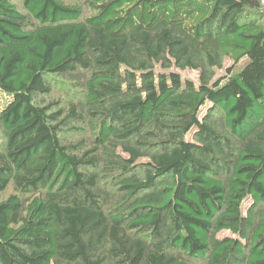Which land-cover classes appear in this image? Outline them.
<instances>
[{"label":"trees","instance_id":"obj_1","mask_svg":"<svg viewBox=\"0 0 264 264\" xmlns=\"http://www.w3.org/2000/svg\"><path fill=\"white\" fill-rule=\"evenodd\" d=\"M86 4L0 0V264H264L262 1Z\"/></svg>","mask_w":264,"mask_h":264},{"label":"rangeland","instance_id":"obj_2","mask_svg":"<svg viewBox=\"0 0 264 264\" xmlns=\"http://www.w3.org/2000/svg\"><path fill=\"white\" fill-rule=\"evenodd\" d=\"M65 2L66 4H71V5H82L84 7V13L85 16H90L93 14V11L88 7L86 4V0H61ZM262 1V12L263 15L261 17V24L264 26V0ZM21 11L24 12V7L21 2L16 3ZM234 67L233 61L231 60H226L224 63V68L222 70L217 71V77L216 78H221L224 75L227 74V69ZM237 69H241V65L237 66ZM176 72L180 73L183 80H190L193 81L196 85H199V80H200V72L198 71H192V70H187V71H177ZM236 71V69H235ZM89 74L87 73H79L75 76L72 77H53L51 79V85L53 88V91L51 94L42 96L41 97V103L44 104H51L54 106V109L57 110L59 108L64 109L66 113H68V110L70 109L71 106L75 104H81L84 99H85V92H86V79H88ZM9 113V115H16V117L21 116L24 112L25 109H23V106L19 103H15L14 98H7L3 96L0 93V114L2 113ZM28 115L26 114V117ZM25 117V118H26ZM224 116L221 113H218L215 115V120L219 122L220 124H223L224 122ZM24 120V118H23ZM72 124L80 127L83 129L81 132H77L76 130L71 131L68 130L67 127L64 128L65 130V138L68 140H78L83 137H85L90 144H92V140L94 139V135L91 131V128L88 127V123H78L72 121ZM5 145V138L4 134L0 128V149H2ZM16 190L11 184L7 190L3 193L0 194V202L5 201L9 196L16 194ZM22 196V195H21ZM23 198L27 199L28 196H22ZM226 235H231L229 232L222 234V236ZM192 264H196L195 262Z\"/></svg>","mask_w":264,"mask_h":264}]
</instances>
